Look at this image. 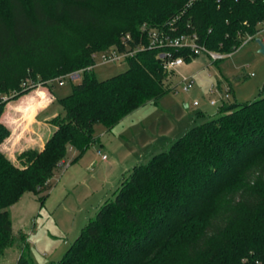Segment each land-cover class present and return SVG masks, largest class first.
Listing matches in <instances>:
<instances>
[{
  "label": "trees",
  "instance_id": "1",
  "mask_svg": "<svg viewBox=\"0 0 264 264\" xmlns=\"http://www.w3.org/2000/svg\"><path fill=\"white\" fill-rule=\"evenodd\" d=\"M187 1L5 0L0 116L4 96L15 98L93 64L94 52L122 47L126 32L147 43L144 24L166 27L181 14L178 33L196 34L199 43L224 53L264 27V0ZM171 50L186 61L197 55ZM158 52L138 51L126 70L104 79L84 70L71 92L57 97L56 127L25 169L1 147L0 133V254L13 244L10 206L25 191L39 192L68 149L83 152L96 141V123L110 129L166 92L163 83L173 70L163 67ZM18 264L30 263L21 254ZM51 264H264V84L259 97L226 102L216 117L136 163Z\"/></svg>",
  "mask_w": 264,
  "mask_h": 264
},
{
  "label": "rangeland",
  "instance_id": "2",
  "mask_svg": "<svg viewBox=\"0 0 264 264\" xmlns=\"http://www.w3.org/2000/svg\"><path fill=\"white\" fill-rule=\"evenodd\" d=\"M46 1L52 4L54 0ZM2 6H7L5 0H0ZM258 38L264 44V29L218 60L200 52L166 77V92L157 100L135 109L110 129L96 123V141L83 152L68 149L64 162L53 168L51 178L39 192L25 191L10 206L13 244L0 254V264H18L21 254L30 264L58 262L97 216L102 204L114 197L123 176L136 163L147 162L192 126L216 117L226 102H249L259 97L264 84V52ZM128 66L126 60L101 63L97 56L92 71L98 79H104ZM185 76H193L196 82L187 87ZM26 79L27 83L32 81L29 76ZM47 86L55 96H64L71 92L73 80L65 78L63 84L54 81ZM10 99L3 97V113ZM57 108L62 111L55 101L43 116L53 114ZM55 115L49 118L52 124ZM0 133L4 136L1 147L18 165L20 159L30 163V156L40 152L28 146L31 132L23 133L13 152L6 142L9 133L1 127Z\"/></svg>",
  "mask_w": 264,
  "mask_h": 264
},
{
  "label": "built area",
  "instance_id": "3",
  "mask_svg": "<svg viewBox=\"0 0 264 264\" xmlns=\"http://www.w3.org/2000/svg\"><path fill=\"white\" fill-rule=\"evenodd\" d=\"M195 1L196 0H188L187 4L190 5ZM180 17L181 14L175 15L171 20L168 21L166 27L144 24L142 26V30L148 38L147 43L143 42L142 38L136 40V38L130 32L122 34V47H120V45L118 44H113L107 49L96 51L92 55L94 58L93 64L71 73L59 76L55 78L54 81H59L60 84L64 83L65 78H69L73 81H78L81 78V73L84 70H92L93 66L96 65L97 56H99L101 63H110L123 60L127 61L130 56H133L138 51L146 48H157L159 50L157 56L162 60L163 67L166 70H174L186 61L183 55H174L173 51L171 50L173 48L189 49L191 52H194L196 54H199L200 52H207L211 55L213 60L223 58L227 54L224 52L208 49L205 45L197 41L196 34L191 35L186 33H178V26L176 25V22L180 19ZM256 34H245L242 38V44L243 42L254 38ZM183 81L186 83L187 87L192 86L196 82L193 76H185L183 78ZM226 97L229 98L228 93L226 94ZM211 103L215 104L216 101L212 100ZM194 104L197 105L198 101H194ZM103 158H106V155H103Z\"/></svg>",
  "mask_w": 264,
  "mask_h": 264
},
{
  "label": "crops",
  "instance_id": "4",
  "mask_svg": "<svg viewBox=\"0 0 264 264\" xmlns=\"http://www.w3.org/2000/svg\"><path fill=\"white\" fill-rule=\"evenodd\" d=\"M47 85L45 83H37L31 91L12 98L6 103V110L0 116V126L9 133V136L6 137V142L9 143L11 148H17L18 142H21L23 133L26 131L31 132L29 138V141H31L28 146L30 148H38L39 150H37L40 152L45 150V140L56 127L50 123L49 118L61 111L57 108L53 114H45L43 116V112L57 101V96L53 94ZM32 125L35 126L33 130ZM34 131H36L35 134H33ZM38 139L42 140V142L38 141ZM33 143L38 144L39 147L33 145ZM13 155L15 156V154ZM21 160L19 161L20 168L25 169L28 167L30 163L27 161L21 162Z\"/></svg>",
  "mask_w": 264,
  "mask_h": 264
},
{
  "label": "water",
  "instance_id": "5",
  "mask_svg": "<svg viewBox=\"0 0 264 264\" xmlns=\"http://www.w3.org/2000/svg\"><path fill=\"white\" fill-rule=\"evenodd\" d=\"M257 41L260 43L261 50L264 52V44L262 43L261 39L258 38Z\"/></svg>",
  "mask_w": 264,
  "mask_h": 264
}]
</instances>
